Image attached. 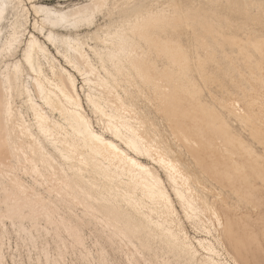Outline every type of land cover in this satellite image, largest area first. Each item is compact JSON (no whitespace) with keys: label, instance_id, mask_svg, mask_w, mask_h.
Listing matches in <instances>:
<instances>
[{"label":"snow or ice","instance_id":"1","mask_svg":"<svg viewBox=\"0 0 264 264\" xmlns=\"http://www.w3.org/2000/svg\"><path fill=\"white\" fill-rule=\"evenodd\" d=\"M51 5L50 0H0V73L8 126V135L0 145V163L4 165L0 181V234L5 249L12 237L23 239L25 245L22 248L18 243L10 260L7 251L0 255V264H264V172L259 192L251 190L241 204V210L253 220L259 214L260 234L250 232L240 254L233 253L235 259L216 258L224 251L216 238L227 225L214 209L192 202L190 186L183 191L176 188L173 177L180 172L178 164H168V180L176 188L178 205L163 181L149 180L151 187L145 188V202L161 217L155 223L158 231L148 229V240H137L127 226H120L106 210H97L99 205L113 203L115 193V187L110 194L100 181L111 182L119 176L121 181L133 183L137 171L144 169L135 156L155 152L167 159L168 153L159 136L144 137L141 126L148 124L146 119L130 120L141 103L150 105L156 101L149 95L151 85L125 84L121 53L143 50L178 61L188 93L198 97L205 74L210 71L209 57L215 51L214 46L200 39L198 29L207 12H217L225 28L234 25L233 18L219 13L218 5H185L181 0L163 4H146L143 0H80L76 5L60 0ZM227 7L252 10L257 5ZM259 8L264 26V0H259ZM259 48L264 55V31ZM37 62L43 67L38 68ZM261 68L264 107V59ZM48 69L51 71L47 72ZM61 73L63 83L57 78ZM48 80L58 87L52 89ZM10 92L14 94L8 95ZM50 92H54L58 103L50 100ZM85 100L88 112L84 111ZM26 104L30 105L27 117ZM65 108L74 117L73 133L78 130L77 141L68 140L67 150L61 149L49 132L53 121L59 119L56 110L63 117ZM236 109L245 111L240 104H236ZM29 121L26 129L24 125ZM16 124L21 126L17 136L26 133L38 151L21 150L23 141L12 134ZM106 133H111V137ZM260 142L264 148V126ZM77 145L85 151H77ZM52 149L55 151L49 155ZM97 156L104 169H97L100 181L92 183L85 168L93 167L90 157ZM261 159L264 160V151ZM147 171L141 174L146 175ZM73 172L77 176L70 175ZM86 184L93 191L89 192ZM180 206L182 211L177 210ZM193 208L201 211L194 213ZM89 229H95L97 234L102 230L111 237L119 254L127 259L108 253L106 259H94L99 249L98 245L93 246L95 237L89 238ZM197 233L207 235L212 248L201 238H195ZM38 242L45 244V253L51 252L46 260L35 258ZM257 245L259 259H252Z\"/></svg>","mask_w":264,"mask_h":264},{"label":"bare ground","instance_id":"2","mask_svg":"<svg viewBox=\"0 0 264 264\" xmlns=\"http://www.w3.org/2000/svg\"><path fill=\"white\" fill-rule=\"evenodd\" d=\"M143 2L163 4L169 0H143ZM181 2L185 5H218L220 7L217 11L226 17L231 16L234 21L233 26L225 28L222 27L221 17L217 12L205 14L198 29L199 37L206 40L210 46H214L215 51L213 56L209 57L210 71L205 74L204 87L198 97L188 93L183 70L178 61L161 57L155 52L144 53L143 50L140 53H121L125 84L146 87L151 85L149 95L156 101L155 104L150 105L141 103V107L136 114L130 116V120L135 121L139 117L148 121L146 126H141L144 137L154 139L159 136L167 145V159L155 152L135 156L134 158L144 166V169L137 171L133 183H125L119 176L111 182L100 181L97 169L103 171L104 164L99 156L90 157L94 160V165L91 168L86 167L85 171L90 173L88 179L92 183L100 181L105 184L110 194L115 187L114 202L99 205L97 210H106L120 226H127L137 240L141 237L148 240V229L151 227L158 231L155 229V223L161 220L144 199L145 188L151 187L149 180L163 181L164 187L169 190L174 201L176 188L183 191L190 186L192 202L204 208L214 209L227 225L226 230L219 233L216 238L217 243L224 250L223 255H217L216 258L235 259L233 253L240 254V248L248 240L249 233L255 232L257 236L260 234L259 214L257 213L256 219L253 220L241 210L242 200L247 194L251 190L259 192L261 173L264 172V160L261 159L264 148L260 142L261 128L264 126V107L261 97V59H264V55L259 48V38L264 26L261 23L259 0H181ZM234 4H255L257 7L252 10L227 7ZM195 38L196 33H193V39ZM185 39H188L187 33ZM145 46L147 47V44ZM37 67L43 66L37 62ZM50 71L51 69L47 70ZM196 76L199 77L200 73L197 72ZM62 77L63 73L57 77L61 83H63ZM47 83L52 89L58 87L51 80ZM121 88L123 89V85ZM13 94L8 93V95ZM49 98L58 103L54 92L49 93ZM13 104H16L15 100ZM236 104H240L241 109L245 111H238ZM53 106L55 107V103ZM83 107L85 112L89 111L86 100L83 102ZM29 108L30 105H24L25 117ZM5 111L4 80L0 73V145H3L8 135ZM55 115L59 119L53 121L49 132L59 147L67 150V141L72 140L75 143L78 139V130L77 133L72 131L74 117L67 108L63 117L60 116L59 109L56 110ZM90 119L94 120L95 117L91 116ZM30 124L31 121L24 127L27 129ZM20 127V124H16L12 134L23 141L20 144L21 150L38 151L33 147V142L28 140L26 133L23 137L17 136ZM106 136L111 137V133H106ZM51 147L50 144L49 148ZM76 150L85 151L79 145ZM54 151L55 149H52L49 155ZM53 159L56 160L57 156H53ZM57 163L60 161L57 160ZM169 163L178 164L180 168V172L173 177L176 188L168 180ZM3 168V163H0V181L3 180ZM144 170H148L146 175L141 174ZM70 175L75 177L77 173L73 172ZM85 187L89 192L93 191L87 184ZM175 203L179 204L178 201ZM243 207L246 208L247 205L244 204ZM177 210L182 211V206ZM192 211L196 213L201 209L193 208ZM88 235L90 239L95 237L93 246L98 245L99 250L94 259H106L105 253L127 259V256L119 254L115 241L106 236L102 230L97 234L95 229L94 231L89 229ZM195 238H201L204 244L212 248L213 245L204 233H197ZM31 242L29 238V243ZM18 243L22 248L25 246L23 239L18 240L16 245ZM153 243L156 241L153 240ZM11 247L13 245L11 246L10 240L8 248L5 249L4 237L0 234V255L11 250ZM38 248L39 251L34 253L35 258L39 260L44 257L46 260L51 252L45 253L43 242H38ZM56 252L58 254L59 249ZM88 255L91 256V249L88 250ZM161 255L164 253L161 252ZM251 258L259 259L258 245Z\"/></svg>","mask_w":264,"mask_h":264},{"label":"rangeland","instance_id":"3","mask_svg":"<svg viewBox=\"0 0 264 264\" xmlns=\"http://www.w3.org/2000/svg\"><path fill=\"white\" fill-rule=\"evenodd\" d=\"M80 2V0H68V1H65V3H70V4H73V5H76V4H78ZM50 3H52V5L51 6H55V5H57V4H59L60 3V0H50ZM82 211V210H81ZM92 231H94V229H92ZM11 246L13 245V247H11L12 249V251L11 250H9V251H7L8 253H10V255H8V259L10 260L11 259V257H12V254L11 253H15V250H16V243L18 242V240L15 238V237H12L11 239ZM14 248V249H13Z\"/></svg>","mask_w":264,"mask_h":264}]
</instances>
